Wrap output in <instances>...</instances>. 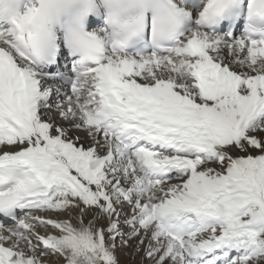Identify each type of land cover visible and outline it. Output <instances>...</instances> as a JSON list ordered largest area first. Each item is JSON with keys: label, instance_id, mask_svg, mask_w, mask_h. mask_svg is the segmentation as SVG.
Instances as JSON below:
<instances>
[{"label": "snow or ice", "instance_id": "obj_1", "mask_svg": "<svg viewBox=\"0 0 264 264\" xmlns=\"http://www.w3.org/2000/svg\"><path fill=\"white\" fill-rule=\"evenodd\" d=\"M264 264V0H0V264Z\"/></svg>", "mask_w": 264, "mask_h": 264}, {"label": "rangeland", "instance_id": "obj_2", "mask_svg": "<svg viewBox=\"0 0 264 264\" xmlns=\"http://www.w3.org/2000/svg\"><path fill=\"white\" fill-rule=\"evenodd\" d=\"M120 258H121L122 264H130L129 257L126 256L123 252H121Z\"/></svg>", "mask_w": 264, "mask_h": 264}]
</instances>
